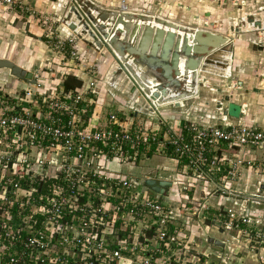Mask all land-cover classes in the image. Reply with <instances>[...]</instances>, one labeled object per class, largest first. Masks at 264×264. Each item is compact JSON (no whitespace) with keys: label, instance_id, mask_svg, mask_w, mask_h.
<instances>
[{"label":"built area","instance_id":"obj_1","mask_svg":"<svg viewBox=\"0 0 264 264\" xmlns=\"http://www.w3.org/2000/svg\"><path fill=\"white\" fill-rule=\"evenodd\" d=\"M116 9L128 11L126 0ZM57 31L46 46L71 68L58 66L53 79L29 71L33 83L0 75V264H264V196L229 188L239 171L264 177V158L254 169L255 157L238 151L263 150L264 127L229 122L221 100L217 127L167 116L159 108L169 105L140 88L112 94L115 85L86 60L104 49ZM103 52L108 73L118 70ZM66 77L79 85L64 90ZM150 149L173 162L172 177L132 172ZM144 180L170 184L158 193ZM197 185L204 197L195 198ZM212 195L223 202L206 203Z\"/></svg>","mask_w":264,"mask_h":264},{"label":"crops","instance_id":"obj_2","mask_svg":"<svg viewBox=\"0 0 264 264\" xmlns=\"http://www.w3.org/2000/svg\"><path fill=\"white\" fill-rule=\"evenodd\" d=\"M89 1L107 9L118 8V0ZM20 3L27 10L23 9L24 12H21L22 7L0 6V57H6L5 55L8 54L6 48H8L10 53L7 59L32 71L34 70L33 66L37 65L36 59L39 57L38 54L32 53L35 49H40L39 52L44 53L48 42L47 35L52 32L51 29L44 28L47 24V19L44 16L55 12L62 17L66 0H20ZM6 9H8L7 13H3L2 11ZM126 9L135 13L157 14L188 28H199L206 22L212 32L221 34L228 39L221 48L203 57L198 73V81L201 85L196 87L197 94L181 101L183 107L165 104L169 105L164 110L168 114L167 116H174L176 119L177 117L185 118L202 125L219 127L223 123L220 120L223 113L219 115L214 101L222 99L221 106L226 109L224 111H226L225 114L229 122H244L258 128L264 127V0H126ZM33 16L41 17L38 25H31ZM59 22L61 24H57L53 29L54 36L58 32L57 30L61 34L68 33L69 22H64V20ZM26 25L28 34L24 30ZM18 46L21 50H18ZM25 52H27V57H23ZM88 54L87 56L95 58L100 56L91 50L88 51ZM29 55L36 56L32 57L33 60ZM10 56L11 58H9ZM103 59H105L104 64L102 63L103 67L109 66L110 69L112 67L110 60L105 57ZM26 64L31 66L30 69L26 67ZM104 71L102 70V72ZM6 72L5 69L0 70V75L6 76ZM223 72L228 73L229 76L226 77ZM120 80L123 83L117 92L120 95L121 93L126 94L124 91L130 90L129 84L124 76H121ZM229 82H234L238 87L227 90L225 86ZM20 85L21 83L18 82L17 86ZM209 85L212 88H207ZM216 89L222 93H216L214 91ZM242 104L245 107L243 111H240L238 108ZM230 105L238 109L237 115L234 117L227 113ZM103 112L106 113V110L104 109ZM137 119L135 117V121ZM151 149L145 152V157H142L141 162L132 168V172L138 176L155 175L158 179L172 177L175 174L173 162H168L161 154H155ZM230 151L237 152V149H223L226 154ZM238 151L243 152L241 155L246 158H257L258 154L264 158V149L258 152V150L240 148ZM152 156L158 157L152 169L141 170V163ZM137 169L140 171L137 172ZM248 174L249 170L242 172L240 179L246 178V181L237 182V185L243 186L244 183L251 182L252 177L249 174L248 178ZM204 193H208V190L204 189ZM206 198V203L223 202V199L218 196L212 195Z\"/></svg>","mask_w":264,"mask_h":264},{"label":"water","instance_id":"obj_3","mask_svg":"<svg viewBox=\"0 0 264 264\" xmlns=\"http://www.w3.org/2000/svg\"><path fill=\"white\" fill-rule=\"evenodd\" d=\"M66 1L63 20L69 22L67 28L72 34L95 51L104 49L132 83L129 91L140 88L142 94H149L157 103L174 101L177 107L179 99L195 94L196 70H200L203 57L228 40L201 28L174 25L158 15L107 9L89 0ZM150 21L169 30L153 26ZM177 29L184 35L177 33ZM0 68L24 82H34L29 71L7 58H0ZM143 183L158 193L170 184L153 180ZM213 244L221 246L215 240Z\"/></svg>","mask_w":264,"mask_h":264},{"label":"rangeland","instance_id":"obj_4","mask_svg":"<svg viewBox=\"0 0 264 264\" xmlns=\"http://www.w3.org/2000/svg\"><path fill=\"white\" fill-rule=\"evenodd\" d=\"M17 1H19V4L21 5V7H23V4L20 3V0H17ZM7 11H8V9L3 10L2 12L3 13H5V12L7 13ZM21 12H24L23 9H22ZM21 12H20V14H21ZM37 15H40V14H37ZM44 17H46V19H47V21H46L47 24L44 26V28H47L49 30L50 29L53 30L54 27H56L57 24L60 23L59 21L60 20L61 21L63 20V18L61 16H59V14H57L55 12L54 13H49L48 16H44ZM59 18H61V19H59ZM31 20H32L31 25H33V24L38 25L39 21L41 20V17H35V16H33V19L31 18ZM27 27L28 26L26 25L25 26V29H24L26 34H28L26 32ZM53 41L54 40H52L50 43H52ZM35 44H37V43H35ZM39 47L42 48L41 45H39ZM44 49H45L44 53H40L39 52L40 49H37V50L35 49L34 52L32 53V54H38L39 55V57L36 59L37 65L36 66H33V68H34V71H36L37 69H39L40 70L39 72H42V73L44 72L42 74L43 77H45L47 74L50 73L49 74L50 75V79H53V78H55L54 70H57L58 66L63 67V66H67V65H65V63L64 64L59 63V56L50 47H47L46 46V48H44ZM18 50H21L20 47H19ZM46 50H48V52H46ZM4 53L5 52L3 51V54ZM6 53L9 54L10 53V49L6 48ZM8 54L5 55L6 56L5 58H8ZM35 56L36 55H34V56L33 55H29L30 58L35 57ZM23 57H27V52L23 53ZM103 57L107 58L104 54H101L100 53V56H98V58L91 57V56H87L86 57L87 58L86 60H89V59L92 60V63L95 64V67L96 66L98 67V71L99 72H100V70H103V71L105 70L104 73H103V75H101V78L107 79L106 86H108V87H111V85H115L116 84L115 86H112L111 87L112 90H113L112 91V94L119 95L118 92H117V90L120 89V87H121L120 85L123 83V81L120 80L121 76H123L122 75V72H121V70H115L113 68V70L112 71L110 70L111 72L108 73L107 69H105L103 67V65H102V63L104 64V62H105V59H103ZM0 58H2V57H0ZM9 58H11V56ZM20 59L22 60L23 58H20ZM32 59L34 60V58H32ZM71 66H67L66 68H71ZM26 67L28 69H30L31 66H29V64L27 66V64H26ZM67 71H69V70H67ZM12 80H15V79H13L12 77H10L9 78V81H12ZM42 80L45 81L46 79H42ZM114 87H115V90H114ZM207 88H212V86L209 85V86H207ZM218 92L219 93H222L219 89L218 90L216 89V93H218ZM220 100H222V99H220ZM161 109L162 110H165L166 107L159 108V110H161ZM227 111H228L227 113L231 117H234V116L237 115V108L235 106H233V105H230ZM259 151L260 150H258V152ZM262 159H263L262 155L261 154H258V157L255 158V161H257V162H255L252 165V167H254V169L255 168L257 169L258 168L257 167L258 166V162H262L263 161ZM157 160H158V157L157 156L149 157L148 160L143 161L141 163L142 164L141 165V168H142L141 170H147L148 168H151L152 169V166L154 165V163L157 162ZM139 171H140V169H137V172H139ZM242 172H245V171H241V174H242ZM252 173H253V171H252ZM252 173H251V171H249V174L251 175L250 177H252L251 178V182L248 181V183H244L243 186H241L240 184L237 185V182H239V183L240 182H244V181H246V178L240 179L241 174H240V171H239V173L237 174V176L239 178L238 179H235L236 180L235 181V184L232 185V186H230L229 188L230 189H232V188L233 189H237V191H245V192H248L249 191V192H254V193H256L255 190L258 189V190H261V192H259L260 196L261 195L264 196V184H262V183H264V177H260V176H262V174L259 172V170H257L253 174ZM249 174L247 175L248 178H249ZM195 189L197 190L196 193H195V198L204 197V193H202V189L204 190V188L201 185H197L195 187ZM262 189H263V191H262ZM259 205H263V204H259ZM262 207L264 208V206H262ZM199 209H200L199 205H197L196 202H193L191 211L198 212Z\"/></svg>","mask_w":264,"mask_h":264},{"label":"bare ground","instance_id":"obj_5","mask_svg":"<svg viewBox=\"0 0 264 264\" xmlns=\"http://www.w3.org/2000/svg\"><path fill=\"white\" fill-rule=\"evenodd\" d=\"M152 18H154V16L152 17ZM166 21H168L169 23H173L174 25H177V26H180V27H184V28H186L187 29V26H185V25H181V24H177V23H175V22H173V21H170V20H167L166 19ZM149 23V22H148ZM150 23L153 25V26H159V27H161V28H163V29H166V30H169V27H167V26H161V25H159V23L158 24H156V23H154L153 21H150ZM195 28V27H194ZM177 31V33H179L180 35H184V32H182L181 30H179V29H177L176 30ZM116 55V54H115ZM19 66V65H18ZM20 67V66H19ZM22 68V67H21ZM24 69V68H23ZM0 70H3V68H0ZM26 70V69H25ZM7 71V70H6ZM28 71V70H27ZM196 72H197V74L199 73V69H197L196 70ZM188 97H185V98H182V99H179L180 101H184L185 99H187ZM165 103H167V104H174L175 102L174 101H169V102H165ZM178 103H179V101H178ZM182 105V104H181ZM180 106V105H179ZM225 205H227V204H225Z\"/></svg>","mask_w":264,"mask_h":264},{"label":"trees","instance_id":"obj_6","mask_svg":"<svg viewBox=\"0 0 264 264\" xmlns=\"http://www.w3.org/2000/svg\"><path fill=\"white\" fill-rule=\"evenodd\" d=\"M79 81L74 79L73 77H66L62 81V86L64 90L72 89L74 87H77L79 85Z\"/></svg>","mask_w":264,"mask_h":264}]
</instances>
